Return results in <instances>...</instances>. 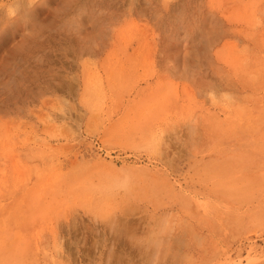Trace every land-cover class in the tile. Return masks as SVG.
<instances>
[{
    "label": "rangeland",
    "instance_id": "obj_1",
    "mask_svg": "<svg viewBox=\"0 0 264 264\" xmlns=\"http://www.w3.org/2000/svg\"><path fill=\"white\" fill-rule=\"evenodd\" d=\"M0 264H264V0H0Z\"/></svg>",
    "mask_w": 264,
    "mask_h": 264
},
{
    "label": "bare ground",
    "instance_id": "obj_2",
    "mask_svg": "<svg viewBox=\"0 0 264 264\" xmlns=\"http://www.w3.org/2000/svg\"><path fill=\"white\" fill-rule=\"evenodd\" d=\"M118 219H120V218H118ZM112 220H113V219H112ZM116 220H117V219H116ZM119 222H120V221H119ZM140 222H141V221H140ZM115 223L117 224V222H115ZM111 226H112V225H111ZM128 226H130V225L128 224ZM115 228H116V227H115ZM123 229H124V228H123ZM125 229H126V228H125ZM125 229H124V230H125ZM130 229H131V228H130ZM130 229L128 228L129 231H130ZM137 229H138V226H137ZM131 231H132V230H131ZM127 232H128V231H127ZM115 243H116V242H115ZM115 243H114V244H115ZM116 244H117V243H116ZM113 247H114V246H113ZM109 253H110V251H109ZM111 254H113V253H111ZM111 254H110V255H111Z\"/></svg>",
    "mask_w": 264,
    "mask_h": 264
}]
</instances>
